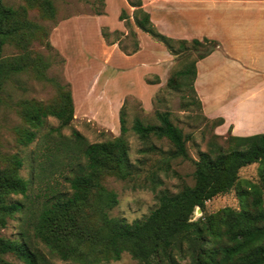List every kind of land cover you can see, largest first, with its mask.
<instances>
[{
  "label": "rangeland",
  "instance_id": "rangeland-1",
  "mask_svg": "<svg viewBox=\"0 0 264 264\" xmlns=\"http://www.w3.org/2000/svg\"><path fill=\"white\" fill-rule=\"evenodd\" d=\"M1 1L7 7L18 10L22 22L27 25V42L17 36L5 46L3 57L28 68L12 75L0 92V171L13 170V162L19 158L24 163L20 175L31 183L26 195L8 197L10 202H22L25 208L8 217L6 227H0V236L27 243L42 254L49 264H72L52 255L36 239L34 228L46 199L61 192H70L65 176L70 158L79 154L72 147L70 137L73 130H78L89 143L114 140L121 134L120 113L125 108L129 129L126 137L136 171L127 181L107 176L103 183L118 195L119 203L110 211V216L129 223L149 215L158 206L161 192L175 194L186 185L194 186L195 163L200 154L219 147L227 150L230 135L215 133L214 121L203 115L197 96L190 87V80L184 83L177 76L205 53L204 48L198 49L189 43L177 56H167L154 70L148 51L157 48L159 57V51L165 46L142 32V52L129 58L117 53L111 61L110 53L118 49L108 48L106 40L103 43L102 29L106 27L112 31L111 28L118 26L123 10L133 16L129 7L121 10V3L117 0ZM49 4H52L55 14L52 18L48 15ZM100 12L105 13L103 18L97 17L101 16L97 15ZM131 21L136 30L132 17ZM28 22L32 26L37 25L34 37ZM123 24L121 34L111 36L110 40L121 42L122 47L131 51L130 30L125 22ZM175 46L178 47V44ZM39 59L47 67L44 77L38 73ZM111 62L119 69L111 68ZM130 70L139 75L132 74ZM170 79L183 85L171 88L168 85ZM134 80L136 85L132 83ZM69 84L75 103V119L71 126L63 128L59 134L56 129L60 122L50 117L42 128L33 129L22 115L24 104L37 102L54 105L61 99V86L67 87ZM164 112H169L172 122L184 132L188 159L174 157L175 148L167 139L151 137L143 142L132 131L137 119L144 124H160L157 114ZM24 130L38 132L35 142L27 147L20 142ZM262 168V162L243 168L235 188L207 202L204 211L197 209L193 221L225 208L252 210L251 185L261 188L264 201ZM4 260L11 264H24L11 254L4 256ZM105 264H139V261L124 253L120 260Z\"/></svg>",
  "mask_w": 264,
  "mask_h": 264
},
{
  "label": "trees",
  "instance_id": "trees-1",
  "mask_svg": "<svg viewBox=\"0 0 264 264\" xmlns=\"http://www.w3.org/2000/svg\"><path fill=\"white\" fill-rule=\"evenodd\" d=\"M128 3L135 8V25L163 43L173 56L185 50L189 43L206 50L189 68L177 74L184 83L190 80V87L197 96L194 87L197 62L217 50L219 44L209 39L191 42L171 39L157 30L150 14L143 9L142 0H128ZM48 15L51 18L55 15L52 4H49ZM21 18L18 10L7 7L0 0V92L12 75L28 68L3 57L5 46L17 36L27 42V25ZM130 19L128 12L123 10L120 20L125 21L130 30L128 36L133 44L131 51L122 47L121 42L110 40L111 36L121 34L120 31L111 32L106 27L102 29L106 42L118 43L128 55L140 50L137 33ZM27 24L33 29L34 37L37 25L32 26L31 22ZM45 65L39 59L38 73L42 77L47 68ZM168 85L179 88L183 83L170 79ZM60 91L61 99L54 105L37 102L24 104L22 115L33 129L42 128L50 117L60 122L56 129L59 134L63 128L71 126L75 119V103L70 84L61 86ZM199 104L202 110L200 101ZM157 118L160 121L157 125L135 120L132 131L143 142L151 137L165 138L175 148L174 157L188 159L187 139L182 129L172 122L170 113H158ZM211 121H214L215 129L224 123L222 118ZM120 126V136L101 143H89L78 130L72 131V147L79 154L70 158L68 174L65 176L70 192L47 198L34 228L36 239L52 255L72 264H105L120 260L124 253L132 255L139 264H264V201L259 186H250L253 188L252 210L225 208L193 221L197 208L204 211L207 202L235 188L243 168L258 162L264 163V134L249 137L230 135L227 150L219 147L202 152L195 163L194 186L186 185L175 194L161 192L158 206L149 215L129 223L125 219L110 216V211L119 203L118 195L103 183L107 176L127 181L136 171L126 137L129 129L125 108L120 113ZM37 134V131L24 130L21 144L29 146L35 142ZM13 163V170L0 171V227L3 228L7 225L8 217L25 208L22 202H10L8 197L26 195L31 183L20 175L23 161L15 158ZM262 177L264 181V168ZM9 254L15 255L24 264H49L42 254L27 243L0 236V264H11L4 260V256Z\"/></svg>",
  "mask_w": 264,
  "mask_h": 264
},
{
  "label": "crops",
  "instance_id": "crops-1",
  "mask_svg": "<svg viewBox=\"0 0 264 264\" xmlns=\"http://www.w3.org/2000/svg\"><path fill=\"white\" fill-rule=\"evenodd\" d=\"M142 1L143 9L150 14L152 23L161 34L177 41L209 39L219 44L217 50L197 62L194 83L203 115L209 120L224 119L215 133L235 137L264 134V0ZM117 2L121 3V10L129 7L134 15L135 8L128 0ZM108 6L109 1L107 10ZM97 17L103 18V15ZM130 17L135 25L134 17ZM123 22L120 20V24L110 31L122 30ZM135 28L140 50L128 55L118 43H106L108 48L118 49L110 53L111 61L117 53L129 58L142 52L141 36L145 32L136 25ZM157 50L148 51L154 70L158 69V63L172 55L166 46L159 51V57ZM111 68L119 69L112 62ZM131 73L139 75L134 71ZM132 83L136 85L135 80Z\"/></svg>",
  "mask_w": 264,
  "mask_h": 264
},
{
  "label": "water",
  "instance_id": "water-1",
  "mask_svg": "<svg viewBox=\"0 0 264 264\" xmlns=\"http://www.w3.org/2000/svg\"><path fill=\"white\" fill-rule=\"evenodd\" d=\"M197 209H199V210H200V208H197Z\"/></svg>",
  "mask_w": 264,
  "mask_h": 264
}]
</instances>
